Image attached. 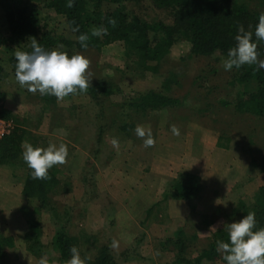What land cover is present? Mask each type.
<instances>
[{
	"label": "rangeland",
	"instance_id": "374dc122",
	"mask_svg": "<svg viewBox=\"0 0 264 264\" xmlns=\"http://www.w3.org/2000/svg\"><path fill=\"white\" fill-rule=\"evenodd\" d=\"M259 5L254 1L252 9L259 11ZM128 9L148 22L173 24L171 13L150 0ZM4 38L9 32L0 9V41ZM190 51L188 42L177 43L157 74L126 59L123 44L76 52L91 61L90 86L102 81L114 86L113 94L102 95L99 103L87 93L51 105L33 94L7 96L3 105L17 117L12 124L24 128L31 143L67 145V163L54 168L69 189L53 194L55 213L37 210L40 204L22 195L27 167L22 154L15 163L0 164V234L13 238L9 264H38L45 254L49 264H59L53 238L61 228L80 237L85 264L101 247L109 248L116 264H175L179 255L196 258L217 230L242 219L234 218L233 210L241 200L251 202L264 185V116L224 107L221 102L236 93L232 97L230 92L234 71L225 70L220 53L196 57ZM165 81L171 82L170 90ZM147 91L180 104L140 111L133 104ZM173 124L178 136L172 133ZM137 125L151 129L154 147H144ZM175 181H194L200 191L190 200L176 199ZM33 220L41 231L35 253L26 242ZM211 226L217 230L210 233ZM113 240L117 248L110 247Z\"/></svg>",
	"mask_w": 264,
	"mask_h": 264
},
{
	"label": "trees",
	"instance_id": "16d2710c",
	"mask_svg": "<svg viewBox=\"0 0 264 264\" xmlns=\"http://www.w3.org/2000/svg\"><path fill=\"white\" fill-rule=\"evenodd\" d=\"M143 1L145 0H71L73 7H67L69 0H0V9L4 11L9 32V38L0 41V120L6 123L17 122L16 115L3 105L8 95L33 94L21 87L15 79L18 63L15 51L31 52L32 38L46 51L58 49L68 52L69 56L76 52L101 51L111 45L123 44L126 59L133 61L145 73L157 74L162 62L180 41L190 44L193 56L207 57L220 53L226 59L229 49L236 44L238 27L243 25L246 31L253 32V40L258 43L260 58L264 59V41H256L254 35L259 15L264 12V0H150L157 8L171 13L172 25L163 21L148 22L128 9V5L140 4ZM254 1L260 4L259 11L252 9ZM111 20L116 21L115 26L110 23ZM77 26L79 31L73 32L72 29ZM101 27L107 29L106 35H91L93 28ZM81 34L89 36L86 49L78 40ZM61 44L64 45L63 49L58 48ZM232 70L234 77L230 82V92L232 97L234 92L236 93L233 98L225 99L221 104L226 108L232 107L238 113L263 117L264 69L256 71L255 65H244ZM170 83L165 81L164 88L170 90ZM113 91L112 84L102 81L94 87L89 86L86 93L99 103V97H109ZM33 95L38 96L45 105L58 103L54 96H42L39 92ZM179 104L178 99L160 92L147 91L138 95L133 106L140 111H147L164 110ZM99 115L102 117V112ZM98 133L97 139L101 141L102 126ZM28 135L24 128L14 126L11 136L0 138V164H12L18 160V156L23 152L22 144L25 141L31 143ZM31 144L37 147L34 143ZM220 146L229 149L222 143ZM57 172L53 167L49 170L50 179L34 180L32 170L28 166L25 168L22 195L30 202L39 203L37 210L49 208L55 213L56 209L50 205L53 194L69 191ZM172 190L174 198L190 200L199 193L200 186L194 181H175ZM253 211L256 214V230L264 228V185L255 192L251 202L241 200L232 215L234 218L243 219L248 212ZM40 232L38 221L33 220L26 234L31 253H35L36 246L33 245L39 241ZM53 239L54 248L59 252L57 261L59 264H66L71 258V247H79L80 237L73 236L65 228H61L56 231ZM218 240L229 242L228 233L224 228L212 235L210 244L201 249L196 258L190 260L179 255L180 258L175 264H202L204 261L217 260L227 264L223 254L216 250ZM91 245L94 243L91 242ZM183 245L185 244L181 243V247ZM11 247L13 238L0 234V264H9L7 249ZM86 264H116V260L109 248L101 247L93 259H87Z\"/></svg>",
	"mask_w": 264,
	"mask_h": 264
},
{
	"label": "clouds",
	"instance_id": "9594fccd",
	"mask_svg": "<svg viewBox=\"0 0 264 264\" xmlns=\"http://www.w3.org/2000/svg\"><path fill=\"white\" fill-rule=\"evenodd\" d=\"M67 7H73L69 0ZM113 26L116 21L111 20ZM78 32L79 27L72 29ZM107 34L106 28H93L92 36H102ZM256 41H264V12L259 15L258 24L255 27ZM78 40L82 47H88V34H81ZM236 44L230 48L227 58L223 61L225 70L239 69L244 65L256 66V71L264 69V59L260 58L258 43L253 40V32L246 31L243 25L238 27V34L235 36ZM64 45H59L63 49ZM32 51H15V58L18 61L15 68V79L21 87H25L29 92L40 95H50L63 101L70 95L86 93L90 86L89 68L91 61L82 54L69 56L68 52L60 50L46 51L35 38L31 39ZM174 135H179L180 130L176 125L171 127ZM136 135L143 139L144 147H154L155 139L150 128L145 129L142 125L135 128ZM112 145L119 148V141L113 138ZM22 157L27 166L32 170L34 180L50 179L49 170L57 165L67 163L68 147L64 143L58 146L50 142L45 147H34L25 141L22 144ZM256 214L248 212L247 215L238 222L226 224L224 230L227 231L229 242L218 240L217 251L223 254V259L227 264H264V228L256 230ZM216 226L210 227V233L216 231ZM112 248L118 247V241L113 240ZM71 258L66 264H85L76 246L70 249ZM38 264H49L47 254L43 255Z\"/></svg>",
	"mask_w": 264,
	"mask_h": 264
},
{
	"label": "built area",
	"instance_id": "2783aa9c",
	"mask_svg": "<svg viewBox=\"0 0 264 264\" xmlns=\"http://www.w3.org/2000/svg\"><path fill=\"white\" fill-rule=\"evenodd\" d=\"M14 129L12 123H6L5 121L0 120V138L9 135Z\"/></svg>",
	"mask_w": 264,
	"mask_h": 264
}]
</instances>
